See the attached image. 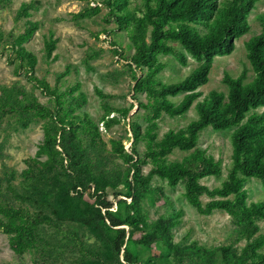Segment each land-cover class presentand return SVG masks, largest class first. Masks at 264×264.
Returning <instances> with one entry per match:
<instances>
[{
	"label": "trees",
	"instance_id": "trees-1",
	"mask_svg": "<svg viewBox=\"0 0 264 264\" xmlns=\"http://www.w3.org/2000/svg\"><path fill=\"white\" fill-rule=\"evenodd\" d=\"M82 1L96 6L75 15L77 22L98 16L104 7L105 23L115 28L103 33L128 38L126 48L114 37L111 45L127 62L135 82L134 100L144 113L130 120L129 150L121 140L106 142L100 124L111 130L121 123L111 116L128 119L131 108L113 106V97L97 89L104 113L95 120L85 110L89 99L80 82L64 91L60 87L64 77L79 73L75 65L58 75L55 86L39 78L38 58L25 47L41 28L29 19L38 9L34 2L21 5L15 21L17 26L25 21L17 32L0 30V51H11L9 62L16 72L49 101L41 103L34 90L21 84L0 86V139L7 132L5 122L14 131L44 122L43 143L21 172L7 165L6 141L0 142V231L8 236L15 257L21 264L27 254L33 264H264L259 225L264 202L249 204L244 189L252 179L264 186V113H253L264 107V13L257 18L262 32L246 43L253 79L248 81L250 70L245 67L237 78L225 75L227 93L213 91L201 100L199 90L209 83L215 58L234 53L236 42L251 32L250 16L259 0ZM11 3L0 0V8ZM53 37L51 31L45 42L48 61L57 48ZM169 55L184 66L189 57L199 65L181 81L166 83L160 78L167 66L161 58ZM194 106L198 119L160 138L158 120L164 115L184 118ZM210 128L230 134L232 143L227 177L213 189L202 181L222 177L223 164L199 145ZM177 151L185 155L171 160ZM157 179L173 189L183 186L186 201L201 215L223 211L233 216L234 244L245 241V246L208 248L197 241L176 242L182 212L166 210L150 218L149 203L160 209L170 202L164 188L154 185ZM204 197L209 201L204 203ZM142 253L150 255L143 261Z\"/></svg>",
	"mask_w": 264,
	"mask_h": 264
},
{
	"label": "rangeland",
	"instance_id": "rangeland-1",
	"mask_svg": "<svg viewBox=\"0 0 264 264\" xmlns=\"http://www.w3.org/2000/svg\"><path fill=\"white\" fill-rule=\"evenodd\" d=\"M9 8H0V30L5 33L18 31L22 22L18 24L15 21V15L23 3L34 2L38 10H32V16L29 18L34 22H39L41 28L35 33L32 39L25 44V47L33 52L38 58L36 75L41 79H46L51 86L58 82V75L62 74L68 65H75L79 73L74 71L64 77L60 82V87L64 91L76 82L82 84V91L88 96L89 103L85 110L95 119L99 120L103 115L101 99L96 90H102L104 94L113 97L110 102L117 108H131L128 119L119 117L120 124L113 126L111 130L101 123L100 131L106 142L110 139L123 141L127 150L132 144V134L130 132V120L137 114H143L144 110L140 108L138 101L134 100L133 87L134 79L128 69L127 62L115 54V47L111 45L112 38L122 42L123 48H126L129 40L124 33H118L119 36L112 38L109 34L103 33L105 28L113 29L115 24H106L104 16L108 10L104 7L101 14L85 20L76 21L75 15L84 12L87 6H96V4L82 0H11ZM264 13V0H259L256 9L250 16L251 32L236 42V50L231 55L217 56L214 61L213 69L210 75V81L199 90L203 93L201 100L213 91L227 93L228 88L224 83L226 74L237 78L244 68L247 67L249 80L254 77V73L247 59L246 43L254 36L262 32V27L258 22V16ZM54 32V39L58 40L57 48L52 54L50 61L46 59L45 42L50 32ZM121 36V37H120ZM97 52L95 58L88 60V55ZM134 52L131 51V54ZM11 51L2 53L0 51V86H13L21 84L28 90H34L35 95L41 103L46 104L49 97L43 95L40 90L34 89L33 85L27 80L26 76L16 72L15 65L10 64L9 58ZM124 55H127L125 52ZM166 63V68L160 73V78L166 83L179 82L190 75L198 67L199 63L189 57L188 65H182L174 56L169 55L161 58ZM88 66L92 69L89 70ZM141 100L147 102L145 96ZM179 99H175L179 102ZM263 114L264 107L253 111V113ZM198 111L195 106L189 111L186 117L172 118L164 115L158 120L159 135L162 138L170 130H179L190 124L191 121L198 119ZM142 122V121H141ZM43 121L39 120L33 123L26 130L14 131L8 129L7 123H4L6 133L2 134V139L6 141L5 152L8 154L6 163L8 166L21 172L26 168L25 160L34 157L44 140ZM7 134V135H6ZM0 139V142L2 141ZM200 147L206 149L216 160L223 164L222 177H210L202 181L203 184L211 189L221 185L227 177L228 169L232 163V143L230 134H219L211 128L206 130L201 139ZM144 151V146H140ZM185 154L177 151L170 156L171 160H180ZM2 165L0 161V176ZM150 171V167L144 168L145 174ZM155 186L164 188L165 193L170 198L167 208L158 209L157 206L148 204L151 220L157 219L160 214L169 210L182 212L181 223L175 229V241L181 244H189L193 241L199 242L208 248H219L225 245L234 244L236 238L233 230L234 217L223 211H215L210 216H204L191 207L184 197V187L179 186L176 189L171 188L166 182L155 180ZM245 190L249 193L248 203L264 202V186L257 179L247 182ZM209 201L208 197L203 198V202ZM115 209H117L115 207ZM261 233L264 234V221L259 222ZM52 235L51 231H48ZM246 242L241 241L234 244L235 248L241 249ZM150 254L142 253L141 260H145ZM0 264H21L15 257L14 252L9 245V238L0 231ZM24 264H33L32 255L27 254Z\"/></svg>",
	"mask_w": 264,
	"mask_h": 264
}]
</instances>
